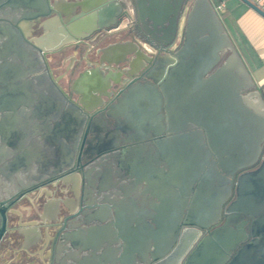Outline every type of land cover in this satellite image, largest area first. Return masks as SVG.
Masks as SVG:
<instances>
[{"label": "flooded vegetation", "instance_id": "af4514ba", "mask_svg": "<svg viewBox=\"0 0 264 264\" xmlns=\"http://www.w3.org/2000/svg\"><path fill=\"white\" fill-rule=\"evenodd\" d=\"M51 1L62 7L65 2L77 0ZM108 1L122 2L124 6L115 25L95 31L78 44L74 42L43 55L26 49L29 58L36 61L31 65L24 63L21 46H4L8 37L18 32L9 22L14 17L11 7L6 1L0 2V149L12 146L8 153L12 160L24 146H31L36 152L29 167L12 169L10 173L0 161V228L5 219L0 264H99L96 256L102 251L111 254L110 258L115 256L113 232L118 230L116 212L120 210L128 217L127 227L135 242H140L142 234L149 237L158 230L164 232V248L157 261L167 260L175 250L174 264H264V189L255 188L247 199L238 188L240 175L256 171L263 162L261 157L251 167L237 171L233 178L228 177L217 158L208 160L200 174L179 175L176 162L162 157L161 143L137 140L132 122L122 114L104 115V108L111 101L115 104L118 91L127 83L120 84L118 91L115 84L99 88L101 93L98 91L93 98L85 97L83 84L74 85V92L71 91V79L101 61L112 63L116 79L128 67L139 77L135 84L145 88L144 62H132L133 55L125 56L137 49L129 45L115 52L110 47L133 41L150 58L153 54H173L182 44L189 0L179 12L176 39L169 48L160 46L165 40L163 25L158 24L155 30L153 18L145 16L148 25L141 20L139 0ZM145 1L144 6L148 7L150 2ZM54 14L59 11L51 16ZM174 17L171 12L164 26L171 25ZM42 32L39 24L33 25L29 39ZM124 78L125 75L122 82ZM54 82L63 93L57 92ZM24 85L33 93L27 102L22 101ZM8 97L13 101L11 108L6 103ZM55 98L60 106L58 112L54 111ZM79 99L90 111L82 112L72 126L67 110L71 101L77 103ZM162 113L167 123L166 111L163 109ZM8 119L13 123L9 132ZM55 129L76 132L75 145H70L63 168L56 165L62 145L55 139ZM61 138L68 143L65 135ZM204 143L212 152L207 137ZM139 145L144 146L146 154L159 155L152 162L154 175L140 178L132 174V161L123 146ZM6 155L0 150V158ZM206 172L211 175L205 181ZM206 189L212 206L204 219L200 216L199 199ZM27 221L32 223L24 224ZM88 234L103 237L95 243L96 250L85 249L83 243L73 247L64 241ZM148 242L150 248L145 245L137 251L130 264L155 259V241Z\"/></svg>", "mask_w": 264, "mask_h": 264}, {"label": "water", "instance_id": "95a60500", "mask_svg": "<svg viewBox=\"0 0 264 264\" xmlns=\"http://www.w3.org/2000/svg\"><path fill=\"white\" fill-rule=\"evenodd\" d=\"M6 1L11 7L13 20L17 27V35L12 33L4 46L7 49L21 46L22 57L25 64H33L32 58L26 49L33 54H46L50 51H57L71 43L78 44L89 35L100 29H109L115 25L118 15L123 11L122 2H110L108 0H77L59 6L51 0H0ZM188 0H149L148 7L144 6L145 0H139L141 8V20L148 25L145 16L148 15L155 21V30L158 24H162L161 30L165 32V40L161 42L162 48H169L173 45L177 35V19L183 4ZM191 7L185 18L183 41L181 46L170 54L149 55L136 42L128 45H116L110 47L115 52L121 51L126 46H133L137 51L126 52L125 56L133 55V61H141L145 68V88L135 84L139 77L132 73L128 67L122 69L121 78L116 79L115 72L111 69V62L101 61L100 64L89 66L82 71L77 78L70 81V89L74 92V85L83 84L85 97H95L99 88L112 87L119 90L120 84L127 83V86L118 91L115 104L109 103L105 108V116H113V112L124 115L132 122L137 140L150 139L149 142L161 143L159 149L162 157L173 160L179 166L177 173L180 175H193L201 173L204 164L210 159L217 158L228 177L233 178L240 169L251 167L261 157L263 162L256 171H250L240 175L238 188L250 199L251 192L255 188L264 189V95L260 86L254 80L248 69L242 54L236 46L233 38L228 32L220 12L212 0H189ZM259 14L264 16V10L251 0H243ZM79 10L78 14L75 11ZM55 11H59L66 17L63 18V31L68 35L69 40L57 42L50 45V40L55 31L48 29V17ZM171 12L175 17L171 19V25L164 26ZM10 12L8 13V16ZM73 15V16H70ZM72 17V18H71ZM9 18V17H8ZM45 19V20H43ZM23 23L30 27L39 24L43 28L41 34L34 35L29 39V33L23 29ZM161 48V50H162ZM130 61V58H126ZM90 65V64H88ZM130 67V65H128ZM125 75L122 82V76ZM119 76V77H120ZM57 92L63 93L54 82ZM100 92V91H99ZM101 93V92H100ZM79 94V93H78ZM33 93L24 85L22 101L27 102ZM68 99V94H63ZM102 97V95H100ZM110 97V95H106ZM69 100V99H68ZM146 101V103H145ZM6 103L11 108L13 101L8 97ZM71 108L67 110L72 126L75 119H78L82 112L90 111L84 101L79 99L71 101ZM58 100H54V111H59ZM166 111V120L162 110ZM118 115V117H119ZM13 123L8 119L6 130L12 129ZM71 126V127H72ZM73 128V127H72ZM186 131L185 133H180ZM55 139L61 143L59 148L58 167L63 168L64 162L68 159L70 145H75L76 132L73 129L54 131ZM65 135L68 143L61 138ZM208 138L212 152L204 143ZM65 145V146H63ZM8 152L6 157L0 161L7 172L12 169H23L29 167L36 154L31 146H24L21 154L10 159ZM144 146H123V151L128 159H131L132 174L137 177L154 175L152 162L158 156L146 154ZM153 146H151V151ZM147 156V157H146ZM158 161V160H157ZM10 173V172H9ZM211 173H204V180L210 177ZM200 196V216L204 219L209 215L207 210L211 208L208 189ZM118 230L113 232L116 246L113 248L114 257H109L105 251L96 256L99 264H130L135 259L137 251H141L154 239L155 258L145 264H174L176 251L167 260L157 261L163 246L164 232L158 230L149 237L141 235V240L134 241V238L127 227V215L122 211L116 212ZM5 219L0 228V238L5 231ZM60 232L57 237H59ZM64 238V237H63ZM102 236L96 238L92 234L84 237L64 239L73 247L84 244V248L96 250L95 243ZM58 239V238H57ZM143 240L146 241L143 243ZM148 242V244H147ZM171 247L167 248L170 250ZM91 259V258H90Z\"/></svg>", "mask_w": 264, "mask_h": 264}, {"label": "crops", "instance_id": "0c3cea01", "mask_svg": "<svg viewBox=\"0 0 264 264\" xmlns=\"http://www.w3.org/2000/svg\"><path fill=\"white\" fill-rule=\"evenodd\" d=\"M212 1L216 6L223 5L220 10L222 20L264 95V16L243 0ZM67 3L69 2H65ZM60 14L59 12L47 19L48 29L55 31L50 40L52 46L57 42L69 40L68 35L63 31V18ZM22 27L26 33H29L27 36L32 35V27L27 23H23ZM0 150L2 153L8 152L5 146ZM31 223L27 221L24 224Z\"/></svg>", "mask_w": 264, "mask_h": 264}, {"label": "built area", "instance_id": "2783aa9c", "mask_svg": "<svg viewBox=\"0 0 264 264\" xmlns=\"http://www.w3.org/2000/svg\"><path fill=\"white\" fill-rule=\"evenodd\" d=\"M253 3H255L257 6H259L262 10H264V0H251ZM217 10L220 12L223 5L216 6Z\"/></svg>", "mask_w": 264, "mask_h": 264}, {"label": "rangeland", "instance_id": "374dc122", "mask_svg": "<svg viewBox=\"0 0 264 264\" xmlns=\"http://www.w3.org/2000/svg\"><path fill=\"white\" fill-rule=\"evenodd\" d=\"M221 14V13H220Z\"/></svg>", "mask_w": 264, "mask_h": 264}]
</instances>
